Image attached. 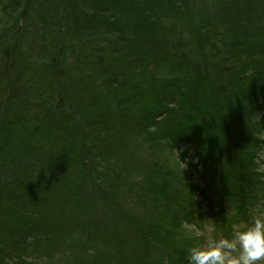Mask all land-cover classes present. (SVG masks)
I'll use <instances>...</instances> for the list:
<instances>
[{
    "label": "trees",
    "instance_id": "16d2710c",
    "mask_svg": "<svg viewBox=\"0 0 264 264\" xmlns=\"http://www.w3.org/2000/svg\"><path fill=\"white\" fill-rule=\"evenodd\" d=\"M263 134L264 0H0V264H188L264 212Z\"/></svg>",
    "mask_w": 264,
    "mask_h": 264
},
{
    "label": "clouds",
    "instance_id": "9594fccd",
    "mask_svg": "<svg viewBox=\"0 0 264 264\" xmlns=\"http://www.w3.org/2000/svg\"><path fill=\"white\" fill-rule=\"evenodd\" d=\"M187 260L188 264H264V214L253 213L230 239L210 237L192 245Z\"/></svg>",
    "mask_w": 264,
    "mask_h": 264
},
{
    "label": "rangeland",
    "instance_id": "374dc122",
    "mask_svg": "<svg viewBox=\"0 0 264 264\" xmlns=\"http://www.w3.org/2000/svg\"><path fill=\"white\" fill-rule=\"evenodd\" d=\"M166 150H167V156H166L167 161H165V163H166L167 171L172 174L170 177H167L166 179L173 181V179H175L177 177H184L186 183H189L190 187L192 189H194L196 183H199L200 179H202V178H198L200 171L196 170L194 167H192L190 165L185 164L182 160H180L179 156L177 154L178 152L175 149L169 148ZM260 156H261V159H263L264 158V152L260 151ZM184 165H185V167H184ZM263 167L264 166L261 165V168H259L257 171L259 173H263L264 172ZM152 177H153V181H157V177H160V176L156 177V176L152 175ZM149 179L150 178H148L147 180H149ZM165 182H166V180H165ZM200 185H201L200 183L197 184V186H200ZM148 186H149V184H145V189L142 187V189L140 191L143 194V197H147L146 191H149ZM190 195L196 196L193 193L192 194L190 193ZM173 198L175 199V197H173ZM205 203H206V201H203L202 204L200 205V207H204ZM204 209L206 210L205 207H204ZM227 214H228V216H232L230 210H227ZM233 215H236V211L233 212ZM205 217H206V219H207V217L209 219V224H203L207 230H205L204 226H203L204 229H202V228L198 229L194 225L183 223L181 233L184 235H191V236L197 238L198 240H200V243L204 242L203 238H205V240H207L209 237H213V235H210L209 232L212 231L214 233L215 228L211 225V223L215 219V216L210 215V213H208V214H205ZM247 224H248L247 222L237 223L236 225H234L232 227L233 232L237 228L245 227ZM221 238H224V237H221ZM198 240L196 243H199ZM153 264H159V259L155 258Z\"/></svg>",
    "mask_w": 264,
    "mask_h": 264
},
{
    "label": "bare ground",
    "instance_id": "6f19581e",
    "mask_svg": "<svg viewBox=\"0 0 264 264\" xmlns=\"http://www.w3.org/2000/svg\"><path fill=\"white\" fill-rule=\"evenodd\" d=\"M133 135H134V133H133ZM169 146V144H168V142L166 143V148ZM183 148H184V150L187 148V146H183ZM176 151H178V153H179V156L181 157V154L182 153H185V151H182V150H180V149H178V148H174ZM177 153V154H178ZM168 185H167V183H165L163 186H162V188H166ZM123 207L125 208V210H127L129 213L130 212H137V210H134L133 208H132V205L130 204V203H127V205H125L124 203H123Z\"/></svg>",
    "mask_w": 264,
    "mask_h": 264
}]
</instances>
